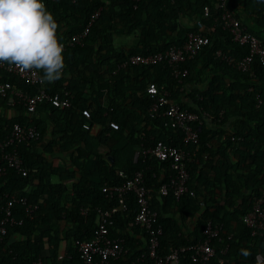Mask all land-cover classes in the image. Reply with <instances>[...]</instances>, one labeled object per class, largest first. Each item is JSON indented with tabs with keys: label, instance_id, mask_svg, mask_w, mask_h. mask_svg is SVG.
I'll use <instances>...</instances> for the list:
<instances>
[{
	"label": "trees",
	"instance_id": "1",
	"mask_svg": "<svg viewBox=\"0 0 264 264\" xmlns=\"http://www.w3.org/2000/svg\"><path fill=\"white\" fill-rule=\"evenodd\" d=\"M224 1L223 6V0H44L60 25L62 41L98 16L85 44L64 50L62 77L43 83L50 94L69 97L70 106L45 102L30 113L18 99L11 103L9 95L0 93V140L15 123L35 126L39 132L38 139L20 146L27 175L8 168L0 176V216L11 196L38 205L34 218H29L25 206L15 204L17 217L25 222L9 226L0 239V264H31L39 257L55 264H81L75 241L94 238L100 210L112 209L116 211L110 216V235L124 238L130 251L108 264H153L147 229L136 221L137 196L107 191L137 171L145 175L151 207L159 211L164 226L161 254L204 239L212 222L224 224L221 241H213L215 256L191 263L185 253L179 264H221V259L225 264H258V258L264 264V236H252L243 221L255 199L264 194V68L255 63L253 71L246 72L217 54L240 59L249 51L223 28L224 8L234 12L246 32L264 39V2ZM206 6L210 16L204 15ZM198 18L204 20L210 42L182 62L180 67L188 70L182 79L166 60L114 73L128 56L183 45L190 32L198 31ZM1 83L34 91L29 82L3 67ZM150 86L158 93L148 92ZM160 96L199 114L197 142L186 140L182 129L167 124L163 112L168 104L151 117V106ZM232 117L236 118L232 129L220 134ZM95 126L97 133L92 132ZM159 141L187 152L190 178L180 197L173 190L160 192L162 184L177 174L171 163L144 153ZM229 149L237 162L231 160ZM54 153H66L68 162H57ZM228 244L227 253H222ZM241 249L250 255H241Z\"/></svg>",
	"mask_w": 264,
	"mask_h": 264
},
{
	"label": "built area",
	"instance_id": "2",
	"mask_svg": "<svg viewBox=\"0 0 264 264\" xmlns=\"http://www.w3.org/2000/svg\"><path fill=\"white\" fill-rule=\"evenodd\" d=\"M76 2L77 0H73ZM139 1V0H135ZM225 1L223 0V6ZM204 15L210 16V8L204 9ZM98 13L92 18L91 22L80 32L70 36L67 40L61 41L65 49L68 47L83 46L90 32V26ZM223 28L228 29L233 34V40L242 46L248 48V53L240 59H236L231 55H225L218 51V56L225 58L229 63L243 71H253V65L259 63L264 68V39L246 32L242 27L240 20L235 16L234 12L224 8L222 13ZM195 25L198 31H192L188 34L186 42L181 46H172L164 52L154 54H133L125 60L119 62L114 70V73L120 69L127 68L131 65L145 64L152 65L160 61H167L173 67V74L182 79L188 74V70L181 68L182 62L187 58H193L199 51L210 42L209 36L205 33V22L202 18L195 20ZM264 31V28H263ZM8 72L17 75L29 82L34 91L25 90L22 88L13 87L8 83L0 84V93L4 96L9 95V101L14 103L16 99L25 105L27 111L33 113L37 110L39 104L51 102L54 106L65 108L70 106L71 100L69 97H62L59 93L50 94L45 86L40 82L39 75L31 73L21 74L14 66L10 67L7 64L0 65ZM9 92V94H8ZM148 92L157 94L158 90L155 86L148 87ZM67 94V93H66ZM168 104L163 115L168 117V123L172 127L182 129L186 135V140L197 142L199 139V130L195 127V123L201 124L199 114L196 112L181 107L178 103L169 100L166 96H160L152 104L150 109L151 117H156L160 112L161 106ZM39 138V132L35 126L23 125L15 123L9 135L0 140V176L6 173L8 168L15 169L23 175H27L28 169L25 167L23 157L20 153V146L29 143ZM145 154H150L161 162H170L173 169L177 171L175 177H171L168 182H165L160 187L161 194H166L173 190L177 197H180L188 190L187 181L189 180V170L187 167V152L172 144H167L159 141L156 145L144 150ZM140 152L134 154V160L137 161ZM110 195L118 194L120 196L127 193H134L140 205V209L136 214L138 224L145 226L148 232V254L152 259L153 264H179L182 254H190V262H208L216 254V248L213 241L218 239L221 241V232L224 229L222 223L208 222L204 230V239L194 244L182 245L179 248L173 249L167 254H161V236L164 233V226L159 220V211L151 207L150 190L146 184L143 171L135 172L131 177L120 185L112 186L107 189ZM193 194V192H192ZM22 203L25 206L26 217L34 218L38 209L37 204L29 203L26 198L11 196L9 201L2 206L0 216V239L8 232L9 226L23 225L24 217H17L15 213V204ZM264 194L262 197L256 198L253 209L243 216V221L250 228L252 236H264ZM116 209L100 210L98 220V230L92 239L75 241L76 249L81 258V264H108L111 259H117L129 253L130 248L126 245L125 239L122 237L114 238L110 235L109 225L111 224V213ZM86 213V210L83 211ZM232 238V234L228 235V239ZM229 244L222 249V253H227ZM64 255H60L59 259H63ZM69 259L72 255L67 256ZM221 264H225L221 259ZM189 263V264H191ZM5 264V263H4ZM31 264H55L51 261H45L42 257L35 259ZM62 264V263H60Z\"/></svg>",
	"mask_w": 264,
	"mask_h": 264
},
{
	"label": "clouds",
	"instance_id": "3",
	"mask_svg": "<svg viewBox=\"0 0 264 264\" xmlns=\"http://www.w3.org/2000/svg\"><path fill=\"white\" fill-rule=\"evenodd\" d=\"M59 29L44 0H0V65L21 74L42 73V84L60 79L66 63ZM240 254L250 255L244 249Z\"/></svg>",
	"mask_w": 264,
	"mask_h": 264
},
{
	"label": "crops",
	"instance_id": "4",
	"mask_svg": "<svg viewBox=\"0 0 264 264\" xmlns=\"http://www.w3.org/2000/svg\"><path fill=\"white\" fill-rule=\"evenodd\" d=\"M235 122H236V118L235 117H232L231 119H229L226 122V124L221 128V130H219L220 134H221V132H223V130L227 131L228 129H232V125ZM208 124H209L208 126H211L214 131H217V127H215V125H212L210 123V121H208ZM95 127H97V126H95ZM216 137H219V134L218 133H217ZM42 146H43V144H40L39 145V149H41ZM229 150H230L229 152H230L231 160L234 161V162H237V158L234 155V151L232 149H229ZM53 157L56 159L57 162H60V161L61 162H68L67 159H66V153H54Z\"/></svg>",
	"mask_w": 264,
	"mask_h": 264
},
{
	"label": "rangeland",
	"instance_id": "5",
	"mask_svg": "<svg viewBox=\"0 0 264 264\" xmlns=\"http://www.w3.org/2000/svg\"><path fill=\"white\" fill-rule=\"evenodd\" d=\"M184 22H188V20L187 19H184ZM98 129H99V127L97 126V127H95L94 129H93V131L92 132H94V133H96L97 131H98Z\"/></svg>",
	"mask_w": 264,
	"mask_h": 264
}]
</instances>
